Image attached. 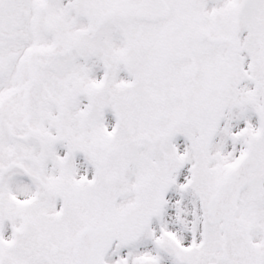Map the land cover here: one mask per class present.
<instances>
[{"label":"snow or ice","instance_id":"snow-or-ice-1","mask_svg":"<svg viewBox=\"0 0 264 264\" xmlns=\"http://www.w3.org/2000/svg\"><path fill=\"white\" fill-rule=\"evenodd\" d=\"M0 264H264V0H0Z\"/></svg>","mask_w":264,"mask_h":264}]
</instances>
